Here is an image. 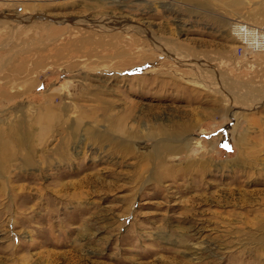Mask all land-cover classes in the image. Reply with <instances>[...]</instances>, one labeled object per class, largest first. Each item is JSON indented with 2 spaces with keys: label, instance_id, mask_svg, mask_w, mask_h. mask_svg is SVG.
Segmentation results:
<instances>
[{
  "label": "rangeland",
  "instance_id": "rangeland-1",
  "mask_svg": "<svg viewBox=\"0 0 264 264\" xmlns=\"http://www.w3.org/2000/svg\"><path fill=\"white\" fill-rule=\"evenodd\" d=\"M239 21L264 0H0V264H264Z\"/></svg>",
  "mask_w": 264,
  "mask_h": 264
},
{
  "label": "built area",
  "instance_id": "built-area-1",
  "mask_svg": "<svg viewBox=\"0 0 264 264\" xmlns=\"http://www.w3.org/2000/svg\"><path fill=\"white\" fill-rule=\"evenodd\" d=\"M230 33L237 39V50L241 54L264 49V32L257 26L239 21L230 26Z\"/></svg>",
  "mask_w": 264,
  "mask_h": 264
},
{
  "label": "bare ground",
  "instance_id": "bare-ground-1",
  "mask_svg": "<svg viewBox=\"0 0 264 264\" xmlns=\"http://www.w3.org/2000/svg\"><path fill=\"white\" fill-rule=\"evenodd\" d=\"M115 127H117V126H115ZM167 142V141H166Z\"/></svg>",
  "mask_w": 264,
  "mask_h": 264
}]
</instances>
